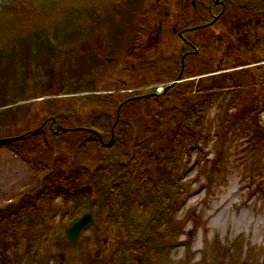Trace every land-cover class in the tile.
Returning a JSON list of instances; mask_svg holds the SVG:
<instances>
[{
    "label": "rangeland",
    "instance_id": "rangeland-1",
    "mask_svg": "<svg viewBox=\"0 0 264 264\" xmlns=\"http://www.w3.org/2000/svg\"><path fill=\"white\" fill-rule=\"evenodd\" d=\"M77 1L67 0L63 6L57 5L67 20L54 35L45 30L29 32L18 38L10 49L0 47V103L9 96L18 99L14 103H20L23 101L20 94L29 84L36 93L26 100L32 101L28 107L21 108L14 115L7 111L2 120L8 127L20 129L37 126L44 119L42 125L52 123L54 132H58L60 124L55 123L58 120L47 117L46 112L61 100L47 101L45 98L50 96L41 95L43 87L50 86L53 90L75 87L79 94L87 97L112 91L118 92L119 96L152 93L156 98L144 102L143 111L138 108L136 117L128 120L132 148L134 140L140 139L138 129L141 126L172 129L170 120L181 116L178 109L187 110V105L196 99L194 94L186 95L183 97L186 100L177 104L170 86L179 89L180 82L193 80V92L199 94L196 91L198 80L208 74L216 76L223 72L228 79L226 85L210 91L211 98H207L201 116L192 118L196 123L193 137L179 136L181 146L176 171L179 178L177 183L169 178L172 184L168 183L167 187L169 196L177 195V198H170L166 204L173 207L171 218L177 227L172 230L174 240L166 247L168 258L164 262L264 264L263 57L260 66H255L257 62H245L247 67L235 81L241 85L237 90L231 87L234 81L229 79L237 67L228 68L232 67L231 64L215 62L221 54L219 50L217 52L215 41H206L204 33L208 29L187 34L199 44V54L209 52L212 56L191 55L188 62H162L173 56L180 57L184 50L177 29L204 19L195 10L200 5L193 7L192 0H115L117 6L111 4L105 8L104 1L107 0H102L97 6L104 10L100 14L98 11L91 14L98 18L91 25L87 20L88 9L73 12L78 10L75 8ZM91 1L87 0V3ZM6 2L10 0H0V3ZM201 6L206 10L200 12L218 11L212 0H203ZM253 11H244L241 32L248 33L249 40L254 36L259 48L257 53L263 56L264 15H255ZM222 27L218 22L212 28ZM154 34L159 38L156 39ZM248 55L250 53L246 51ZM133 58L138 61L133 62ZM194 59L204 62H195ZM177 77L180 78L173 85L172 81ZM167 99L166 107L174 106L175 110L168 117L160 116L158 109L165 107ZM93 108L83 105L78 108V113L83 118L91 109L98 114L99 121H104L106 115L115 110V106L109 110ZM61 128L65 129L58 138L61 152L71 158V147H74L71 142L81 134L75 129L66 130V126ZM160 142L167 145V139ZM31 143L36 141L24 140L16 148L0 147V210L8 202L16 201L30 187L33 164L38 157L34 156V163H30L33 156L28 157L23 151L28 150ZM87 163L94 168L97 162ZM161 164H158L160 170L169 169L166 162ZM156 177L153 180L157 182ZM154 181L137 191L134 201L139 205L138 216L146 213L158 199ZM78 186L81 185L76 183L67 194L45 195L36 208L19 218L16 247L10 253L4 252V228L0 223V264H104L109 257L113 258L111 263L117 264L119 255L125 259L126 232L118 231L115 224L108 221L107 208L102 202V179H96V191L90 192L91 187L83 191ZM87 190L94 196H89ZM76 210H91L95 220L83 227L77 239L67 240L64 229L70 224L69 214ZM152 239L154 249L159 241L164 243L163 235L157 234ZM134 243L139 245L138 240ZM150 248L138 253L133 264H163L152 246Z\"/></svg>",
    "mask_w": 264,
    "mask_h": 264
},
{
    "label": "trees",
    "instance_id": "trees-1",
    "mask_svg": "<svg viewBox=\"0 0 264 264\" xmlns=\"http://www.w3.org/2000/svg\"><path fill=\"white\" fill-rule=\"evenodd\" d=\"M66 1L10 0V2L0 3V47L10 49L18 38L29 32L45 30L54 35L58 29L66 25L67 19L63 17L60 8L57 7L58 4L63 6ZM103 1L92 0L87 3V0H78L75 3V8L78 10L73 12H84V8L88 9L87 17L89 19L87 20H90L88 25H91L94 23L93 21L98 20L97 15H91L94 11H98L100 14V11L103 12L107 5L113 4L112 7H115L119 2V0H116L118 2H114L115 0L108 2L107 0L104 1V8H98L97 5ZM253 1L257 2V0ZM236 73L230 74L229 79L234 81L230 85L238 90L241 89V85L239 81L235 82L239 75ZM170 76L172 75H166V77ZM154 79L159 80L158 78ZM154 79L153 81H155ZM227 80L224 73L216 76L208 74L198 80L196 91L199 94L193 92V80L180 82L179 89H176V86L174 88L170 86L172 97L177 104L186 100L183 99L186 95L194 94L196 99L187 105L189 106L187 110L178 109L181 116L173 117L170 120L172 129L157 130L141 126L138 129L140 139L139 141L134 140L132 148H130L128 138L131 137L129 133L131 125L128 120L130 117H136L138 108L143 111L144 102L151 97L156 98L155 95H151L152 93L141 94L144 93L141 92L135 96H131L134 94L119 96L118 92L112 91L104 92L102 95L94 93L87 97L84 94H79V90L75 87L57 90H53L50 86L43 87L41 95L50 96L45 98L47 101L61 100V103H56L52 109L46 112V115L49 114L47 117H55L58 120L55 122L60 124L58 132H54L52 123L42 125L44 119L37 126L20 129L8 127V124L2 120L7 111L14 115L16 112L19 113L21 108L30 105L32 101L26 100L36 95L31 84L25 88L26 91L23 94H20V99H23L20 103H14L18 99L14 100L10 96L6 98L4 102L0 103V147L6 145L16 148L20 146L19 142L26 140L30 143L35 140L36 143H31L28 150H24L23 153L28 157L33 156L30 163H34V156L38 157V160L33 164L34 173L28 190L22 193L16 201L8 202L0 210V223L4 228V252L10 253L16 247V228L19 218L36 208L45 195L67 194L76 183L81 185L78 187L83 191L88 187H91L88 189L90 192L96 191V179H102L104 187L102 202L107 208L108 221L115 224L117 228H114L118 231L125 230L127 236L125 244L127 256L125 259H121L123 255H119L116 258V263L133 264L138 253H143L145 249L151 250V246L154 249L152 238L157 234L163 235L164 243L159 241L154 253L157 257L159 255L158 258L164 262V259L168 258L166 247H169L174 240L172 230L177 227L171 218L173 207L170 208V204L169 206L166 204L170 198H177V195L169 196L167 187L168 183L172 184L171 181L177 183L179 178L176 174L179 169L177 155H180L181 146L179 136L193 137L196 123L192 122V118L196 119L201 116V112L206 108L207 98H211L210 91L225 86ZM68 92L72 94L68 95ZM168 101L169 99L165 100V107L158 109L157 114L167 117L172 114L171 112L175 108L174 106L167 108L166 102ZM83 105L92 108L102 107L105 110L115 106V110L112 114L108 113L104 121H99L98 114L91 109L81 118L78 108ZM63 126L67 127L66 130L75 129L81 134L76 141L71 142L74 144V147H71V158L61 152V140L58 138L65 131L64 128H61ZM163 139H167L165 146L160 142ZM89 161L97 162L94 168L88 165ZM163 162L168 164L169 169L160 170ZM161 174L162 179H160ZM155 175H157L155 179L157 182L153 180ZM169 178H173V180L170 181ZM151 180L156 182L153 183V188H155L154 191L158 199L146 213L138 216L139 205L134 199L137 196V191H140L143 185L147 186L149 181L152 182ZM88 195L92 197L94 193ZM179 199L183 201L184 197L181 196ZM82 212L80 210L71 212L68 222L71 223ZM137 240L139 245L134 243ZM112 259L109 257V261H105L104 264H113L111 263ZM165 263L168 261L163 264Z\"/></svg>",
    "mask_w": 264,
    "mask_h": 264
},
{
    "label": "flooded vegetation",
    "instance_id": "flooded-vegetation-1",
    "mask_svg": "<svg viewBox=\"0 0 264 264\" xmlns=\"http://www.w3.org/2000/svg\"><path fill=\"white\" fill-rule=\"evenodd\" d=\"M198 4L200 7L195 10H197L200 16H204V19L177 29V35L182 41V47H184V50L181 51L180 57L173 56V58L163 59L162 62H188L191 55H199L203 56V58L212 56L213 54H209V52L207 55H201L203 52L199 54V44H197V42L193 40L194 38L189 35V32H206L208 29V32L204 33L206 41L208 43L215 41L214 44L217 48V52L219 50V53L221 54L215 62H222L224 65L231 64L232 67L228 68L237 67L233 73L241 72L244 68H246L247 64L245 62H257L255 63V66H260L261 63H263L261 57L264 59V55L261 56L262 53H257L259 48L256 46L257 42L254 36L249 40V35H247L248 33L243 34L241 32L243 30L241 21H244V11H253L255 9V11H253L255 15H264V3L261 4V0L260 2L259 0H257V2H254L253 0H212V4L218 7V11L216 13H214L212 9H210V12H200L199 10H206L205 6H201L203 4V0H192L193 7ZM197 12L195 14H198ZM205 13H207V15H205ZM262 17L260 18L262 19ZM218 22L223 25V27L219 29L212 28ZM150 32L153 33L152 28L150 29ZM160 32L161 31L157 34ZM155 38L157 39L159 37L155 36ZM246 51L249 52L250 55L246 56ZM194 60L195 62H204L203 60L201 61V59ZM132 61L136 62L138 60L133 58Z\"/></svg>",
    "mask_w": 264,
    "mask_h": 264
},
{
    "label": "water",
    "instance_id": "water-1",
    "mask_svg": "<svg viewBox=\"0 0 264 264\" xmlns=\"http://www.w3.org/2000/svg\"><path fill=\"white\" fill-rule=\"evenodd\" d=\"M174 79L172 82H175ZM95 218L91 210H86L80 214L69 226L65 228V238L67 240H75L79 237L83 227L89 223L94 222Z\"/></svg>",
    "mask_w": 264,
    "mask_h": 264
}]
</instances>
